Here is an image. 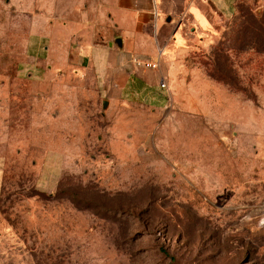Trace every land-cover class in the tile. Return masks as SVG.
Masks as SVG:
<instances>
[{
    "label": "rangeland",
    "instance_id": "rangeland-1",
    "mask_svg": "<svg viewBox=\"0 0 264 264\" xmlns=\"http://www.w3.org/2000/svg\"><path fill=\"white\" fill-rule=\"evenodd\" d=\"M87 18L0 0V264H264V0L157 68Z\"/></svg>",
    "mask_w": 264,
    "mask_h": 264
},
{
    "label": "crops",
    "instance_id": "crops-1",
    "mask_svg": "<svg viewBox=\"0 0 264 264\" xmlns=\"http://www.w3.org/2000/svg\"><path fill=\"white\" fill-rule=\"evenodd\" d=\"M7 2L17 7H25L29 15L51 12L63 14L65 8L79 7L88 15L89 24L94 25L90 32L91 52L103 49L120 55L136 53L143 56H155L158 53L152 62L162 65L160 57L166 54L167 48L187 45L188 23L195 25V28L194 26L191 28L192 31L206 29L212 25L210 20L214 14L232 13L238 0H7ZM55 8L58 10L53 12L52 9ZM49 24L42 22L38 25L33 22V34L41 35L42 38L50 36L52 38V34H49ZM116 40H120V45ZM98 60L101 64L107 62L104 58Z\"/></svg>",
    "mask_w": 264,
    "mask_h": 264
},
{
    "label": "built area",
    "instance_id": "built-area-1",
    "mask_svg": "<svg viewBox=\"0 0 264 264\" xmlns=\"http://www.w3.org/2000/svg\"><path fill=\"white\" fill-rule=\"evenodd\" d=\"M137 63L138 64H143V65H145L147 67H151V68H157L158 67V63L157 62H152V61H147V60H139V61H137Z\"/></svg>",
    "mask_w": 264,
    "mask_h": 264
},
{
    "label": "water",
    "instance_id": "water-1",
    "mask_svg": "<svg viewBox=\"0 0 264 264\" xmlns=\"http://www.w3.org/2000/svg\"><path fill=\"white\" fill-rule=\"evenodd\" d=\"M119 42H120V40H116V43H118V44L120 45ZM108 103H109V102H108L107 100L104 101L103 106H104V107H107Z\"/></svg>",
    "mask_w": 264,
    "mask_h": 264
}]
</instances>
